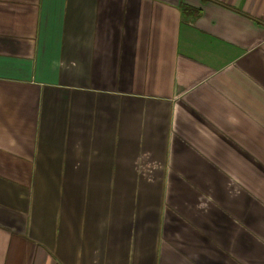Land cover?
<instances>
[{
    "label": "crops",
    "instance_id": "crops-1",
    "mask_svg": "<svg viewBox=\"0 0 264 264\" xmlns=\"http://www.w3.org/2000/svg\"><path fill=\"white\" fill-rule=\"evenodd\" d=\"M0 264H264V0H0Z\"/></svg>",
    "mask_w": 264,
    "mask_h": 264
}]
</instances>
